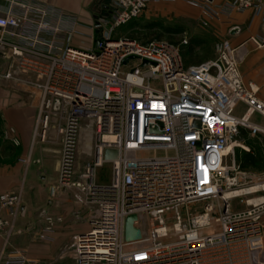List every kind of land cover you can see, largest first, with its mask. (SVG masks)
Returning a JSON list of instances; mask_svg holds the SVG:
<instances>
[{"label":"built area","instance_id":"1","mask_svg":"<svg viewBox=\"0 0 264 264\" xmlns=\"http://www.w3.org/2000/svg\"><path fill=\"white\" fill-rule=\"evenodd\" d=\"M0 1L3 74L40 91L34 137L44 139L51 120H63L60 177L93 206L87 228L73 235L74 264H264V171L241 168L235 151L250 152L242 129L264 139V100L241 76L243 53L224 38L214 58L186 65L185 37L178 43L112 37L152 3L184 1L201 9L208 25L246 10L264 22V0H108L107 14L89 26L90 46L73 43L78 21L66 11ZM248 40L264 46L263 36ZM239 104L240 116L234 114ZM83 136L91 159L75 183ZM106 148L117 156L105 159ZM104 163L109 180L99 183L96 171ZM242 196L245 207L233 210L232 200ZM130 214L141 232L136 240L124 237ZM22 215L21 191L1 192L0 264H37L26 248L7 249ZM201 215L207 223L194 226ZM44 220L37 237L50 241L63 217L45 213Z\"/></svg>","mask_w":264,"mask_h":264},{"label":"crops","instance_id":"2","mask_svg":"<svg viewBox=\"0 0 264 264\" xmlns=\"http://www.w3.org/2000/svg\"><path fill=\"white\" fill-rule=\"evenodd\" d=\"M25 1L50 4L73 15L78 21L77 33L73 37L75 45L90 46V44L84 43L82 40H77V36L85 35L87 37L81 38H88L89 42H91L89 26L99 16L107 14L106 6L108 0ZM0 3L3 2L0 1ZM219 21L225 25L226 34L231 38V44L238 46V49L244 55L240 64V73L244 82L258 86V96L264 100V46L256 48L248 40L250 35L264 37V22L252 15L249 10L232 12L229 16L222 17ZM232 26H237L239 30L231 33V30L228 31V29ZM0 61L5 63L6 69V61L4 59H0ZM10 81L0 82V193L20 190L22 193L23 215L17 221L16 231L11 236L7 249L26 248L30 258L37 264H74L72 253L67 248V243L73 234L82 232L87 228V222L81 225L74 220L75 216L73 214L76 211L72 210V208L76 204L72 203L62 215L63 221L56 224L53 239L42 242L38 239L37 234L45 225L44 214H56L50 212V210H55L57 206L56 198L59 192L65 195L69 191L62 189V187L58 188L52 182H46L49 179L47 174L39 176L43 180L41 185L37 183L32 171L47 170L49 167L45 158L47 154L40 151L39 148H34L35 137L33 132L37 116L38 97L29 87ZM252 118L254 121H259L260 119L258 115H254ZM247 133L244 130L242 134L246 137L245 142L250 147V152L237 149L236 157L238 156V158L244 153L254 156L253 150H255V147L252 144L260 145V143L264 142V139L259 135L251 136L249 139L250 136ZM89 149L90 142L87 139L85 149L80 151V159L84 158V154H89ZM54 162L55 160H53V164L51 163V168L53 169L55 168ZM237 162L239 163L238 160ZM250 166L253 165L248 167ZM107 181V178L104 180L97 178L99 183H106ZM51 185L56 187L52 196L49 194ZM41 186H43V189L39 188ZM46 188H48L47 194Z\"/></svg>","mask_w":264,"mask_h":264},{"label":"rangeland","instance_id":"3","mask_svg":"<svg viewBox=\"0 0 264 264\" xmlns=\"http://www.w3.org/2000/svg\"><path fill=\"white\" fill-rule=\"evenodd\" d=\"M204 16L202 10L184 2H159L149 4L137 17L130 21L115 27L112 31V37L118 36L128 37L136 39L137 41L144 43L151 39H166L170 42L178 43L183 37L187 39V44L182 47V55L186 65L200 64L203 61L212 59L215 57V44L221 39L227 38L231 41V38L226 34L225 25L221 24V21L211 19L208 25L204 24ZM85 35H78L77 40H82L84 43L91 45ZM134 62L123 68V71H128ZM5 63L0 61V82L10 80L4 76ZM27 78V75H24ZM29 78H33L30 76ZM13 82V81H10ZM15 83V82H13ZM31 99L32 96L30 95ZM243 105L239 104L234 114L240 116L243 111ZM259 122H262L259 119ZM63 125V120L52 119L47 129L46 136L41 139L38 135L35 137L34 148H39L40 151L45 152L47 155V164L49 165L47 170H34L32 171L37 183L40 185L43 180L40 179V175H48L49 179L46 182H52L57 187H64L69 192L68 194H60L55 199L57 206L55 210L50 212L56 213L55 215L61 216L66 212L69 205L76 204L72 210L76 211L74 220L81 225L87 222V216L90 215L93 206L86 202L85 194L82 189L75 187L73 184H65L64 180L60 177V160L62 157V148L64 136L59 132L58 126ZM251 136L249 137V139ZM86 137H81L77 144V149L73 161L71 180L78 182L80 180V173L83 171L84 164L91 159L90 154H84V158L80 159V151L85 149ZM252 142V141H251ZM255 147L254 156L256 162L253 166L247 169L251 172L259 173L264 171V142L260 145L252 144ZM238 151V150H235ZM240 155V154H238ZM240 159V157H239ZM238 156L236 160H239ZM55 160V168H51ZM52 163V164H51ZM110 166L108 163H104L97 168L96 177L100 180L107 178L109 180ZM38 188V187H37ZM43 189V186L39 187ZM48 188H46V194ZM246 196H242L241 199L236 198L232 200L231 208L233 210L242 209L245 207ZM196 205H192L193 209ZM74 235V234H73ZM73 235L69 240L68 249H71L73 242ZM42 242V241H41Z\"/></svg>","mask_w":264,"mask_h":264},{"label":"water","instance_id":"4","mask_svg":"<svg viewBox=\"0 0 264 264\" xmlns=\"http://www.w3.org/2000/svg\"><path fill=\"white\" fill-rule=\"evenodd\" d=\"M239 30L238 27H233L231 29V33H235ZM238 52L242 53V51L240 49H238ZM135 58L134 55H131L127 58L124 59V63H126L129 59H133ZM148 63V60L146 59H143L142 61V65ZM30 90L36 95V97H39L40 96V91L35 89V88H30ZM117 156V150L115 149H109V148H106L104 150V158L105 159H112V158H115ZM55 185H51L50 186V196H52L55 192ZM62 189H65L64 187H62ZM137 216L136 214H130L128 215L126 218H125V225H124V237L125 239L127 240H136V239H139L141 237V232H140V229L135 227L133 225V222L136 220ZM208 221V216L207 215H201L199 217H196L193 219L192 221V224L194 226H198V225H203V224H206Z\"/></svg>","mask_w":264,"mask_h":264},{"label":"trees","instance_id":"5","mask_svg":"<svg viewBox=\"0 0 264 264\" xmlns=\"http://www.w3.org/2000/svg\"><path fill=\"white\" fill-rule=\"evenodd\" d=\"M242 133H244L243 129H242ZM238 161H239V164H240L241 168L247 169V167L249 165H254L255 164L256 157L251 155V154L244 153V154H242V156L240 157V159Z\"/></svg>","mask_w":264,"mask_h":264},{"label":"bare ground","instance_id":"6","mask_svg":"<svg viewBox=\"0 0 264 264\" xmlns=\"http://www.w3.org/2000/svg\"><path fill=\"white\" fill-rule=\"evenodd\" d=\"M229 149H231V147Z\"/></svg>","mask_w":264,"mask_h":264}]
</instances>
